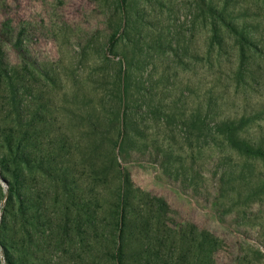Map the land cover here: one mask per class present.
I'll return each instance as SVG.
<instances>
[{"label": "rangeland", "instance_id": "1", "mask_svg": "<svg viewBox=\"0 0 264 264\" xmlns=\"http://www.w3.org/2000/svg\"><path fill=\"white\" fill-rule=\"evenodd\" d=\"M230 131L264 151V0H0V158L31 160L0 227L9 182L45 215L16 259L115 264L121 229L124 264H264V155Z\"/></svg>", "mask_w": 264, "mask_h": 264}, {"label": "trees", "instance_id": "2", "mask_svg": "<svg viewBox=\"0 0 264 264\" xmlns=\"http://www.w3.org/2000/svg\"><path fill=\"white\" fill-rule=\"evenodd\" d=\"M228 137L230 139L229 141L237 149L253 156L264 155L263 150L255 149L247 143L236 139L231 131ZM4 146L6 148V153L0 158V168L3 171L7 170L10 166L20 168L21 173L18 174L19 178H16V180L19 182V180L21 181L24 179L26 185L27 179L29 178V168L31 169V160L27 155L26 149L23 148L19 142L14 140L13 135L6 138ZM126 181L127 179L123 182L125 183ZM25 189V187L21 189V187L15 186L13 182H9V195L6 200V207L2 215L0 227V246L4 251L6 264H30L28 259H16L13 251H17L18 248L16 249L15 245L29 250L32 248V240L34 237H37L41 243H44L46 232L43 222L45 221V215L39 213V209L41 208H37V204L34 201L35 199H31V196L28 194L29 192L25 194L20 193V191L25 192ZM121 191H123V185ZM38 201L41 204V202H43V197L38 198ZM32 202L35 204L32 205ZM126 220V214L121 207L118 212L117 224H119L120 227L125 226ZM58 229L59 227L56 224V231ZM121 233L122 231L119 229V236L116 240L113 253L115 264H124V247L121 241ZM37 247L41 250L42 245ZM36 263L41 264L39 262Z\"/></svg>", "mask_w": 264, "mask_h": 264}, {"label": "water", "instance_id": "3", "mask_svg": "<svg viewBox=\"0 0 264 264\" xmlns=\"http://www.w3.org/2000/svg\"><path fill=\"white\" fill-rule=\"evenodd\" d=\"M2 182H3V180H2ZM7 200V196L5 197V200H4V202Z\"/></svg>", "mask_w": 264, "mask_h": 264}]
</instances>
